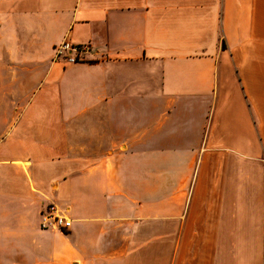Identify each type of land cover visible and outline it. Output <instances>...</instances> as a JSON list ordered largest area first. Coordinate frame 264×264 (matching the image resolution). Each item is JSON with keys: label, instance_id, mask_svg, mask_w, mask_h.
I'll use <instances>...</instances> for the list:
<instances>
[{"label": "crops", "instance_id": "1", "mask_svg": "<svg viewBox=\"0 0 264 264\" xmlns=\"http://www.w3.org/2000/svg\"><path fill=\"white\" fill-rule=\"evenodd\" d=\"M0 264H264V0H0Z\"/></svg>", "mask_w": 264, "mask_h": 264}, {"label": "built area", "instance_id": "2", "mask_svg": "<svg viewBox=\"0 0 264 264\" xmlns=\"http://www.w3.org/2000/svg\"><path fill=\"white\" fill-rule=\"evenodd\" d=\"M87 52V46H74L63 42L55 48V58H65L68 63L74 64L79 62ZM40 227L43 230L66 232L71 229L72 220L58 205L50 204L41 213Z\"/></svg>", "mask_w": 264, "mask_h": 264}]
</instances>
